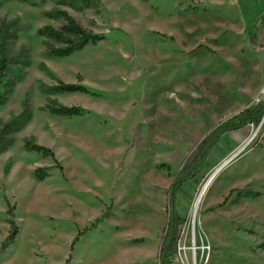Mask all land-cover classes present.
<instances>
[{
  "label": "rangeland",
  "instance_id": "1",
  "mask_svg": "<svg viewBox=\"0 0 264 264\" xmlns=\"http://www.w3.org/2000/svg\"><path fill=\"white\" fill-rule=\"evenodd\" d=\"M240 8L0 0V264L159 263L175 177L221 123L264 103V18L244 30ZM62 13L103 39L53 57L43 29L64 26ZM66 85L85 90L54 91ZM58 106L84 112H49ZM177 210L187 246L210 248L198 264H264V115L221 137L178 190Z\"/></svg>",
  "mask_w": 264,
  "mask_h": 264
},
{
  "label": "trees",
  "instance_id": "2",
  "mask_svg": "<svg viewBox=\"0 0 264 264\" xmlns=\"http://www.w3.org/2000/svg\"><path fill=\"white\" fill-rule=\"evenodd\" d=\"M61 15L66 22L64 26H62L60 29H55L51 26H47L43 29L44 37L54 43V46L50 50V54L53 57H69L74 53L83 50L87 45L99 42L103 39V37L100 35L87 32L75 21L74 18L67 15L66 13H62ZM7 69L8 61L4 55V52H2L0 55V86L2 85V82L5 78ZM78 90L84 92L85 89L72 85L54 88V91L61 92H75ZM49 112L58 116H78L82 115L84 111L79 107L69 108L65 106H58L51 107ZM263 115L264 103H259L252 108L245 109L230 120L221 123L198 145L192 156L179 171L171 185L169 192V204L167 207L168 223L164 230L163 240L159 251L158 264H170L173 255L176 252V246L180 233L179 228L185 222L177 210V193L180 187L184 183L196 177L201 172L210 153L223 135L242 130L248 125H257L259 124ZM25 147L31 151H36L42 153L43 155L53 157V153L45 147L31 145L29 143H26ZM36 172V177L38 180L42 181L45 179V176L47 175L45 169H38ZM17 235L18 228L15 224H13L8 240L13 242Z\"/></svg>",
  "mask_w": 264,
  "mask_h": 264
},
{
  "label": "crops",
  "instance_id": "3",
  "mask_svg": "<svg viewBox=\"0 0 264 264\" xmlns=\"http://www.w3.org/2000/svg\"><path fill=\"white\" fill-rule=\"evenodd\" d=\"M237 1L242 6V8L237 11V16L242 22L244 30H247L249 27L251 28L253 25L258 24L264 18V0ZM260 63L264 64V59L262 56Z\"/></svg>",
  "mask_w": 264,
  "mask_h": 264
},
{
  "label": "built area",
  "instance_id": "4",
  "mask_svg": "<svg viewBox=\"0 0 264 264\" xmlns=\"http://www.w3.org/2000/svg\"><path fill=\"white\" fill-rule=\"evenodd\" d=\"M194 239V238H193ZM187 236L182 231L179 233V239L176 246V252L173 255V258L170 264H198L197 263V253L203 256L206 251H209V247L197 246L196 240L194 239L189 246L186 244ZM190 257V258H189Z\"/></svg>",
  "mask_w": 264,
  "mask_h": 264
},
{
  "label": "bare ground",
  "instance_id": "5",
  "mask_svg": "<svg viewBox=\"0 0 264 264\" xmlns=\"http://www.w3.org/2000/svg\"><path fill=\"white\" fill-rule=\"evenodd\" d=\"M239 154V153H238ZM237 154V155H238ZM236 155V156H237ZM225 166V164L220 165L218 168H216L207 178V180L205 181L203 188L200 192V195L198 197V199L196 200L195 206H194V210H195V215L197 214V211L199 209V206L201 204L202 199L204 198V196L207 193V190L209 189V187L213 184L214 180L217 178L218 174L221 172V170L223 169V167ZM203 248V247H201Z\"/></svg>",
  "mask_w": 264,
  "mask_h": 264
}]
</instances>
